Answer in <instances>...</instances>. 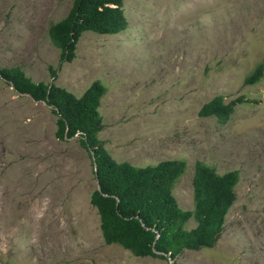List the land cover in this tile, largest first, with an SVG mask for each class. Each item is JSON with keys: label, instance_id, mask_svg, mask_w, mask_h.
Segmentation results:
<instances>
[{"label": "rangeland", "instance_id": "1", "mask_svg": "<svg viewBox=\"0 0 264 264\" xmlns=\"http://www.w3.org/2000/svg\"><path fill=\"white\" fill-rule=\"evenodd\" d=\"M71 3L0 0V67L75 95L99 79L98 137L117 161L184 159L172 187L184 209L194 206L196 161L237 169L235 199L211 247L162 257L106 243L89 200L92 155L76 135L57 138L51 107L0 75V264H264V70L244 82L264 64V0H123L127 27L83 31L52 78L60 49L48 28ZM217 94L242 97L224 122L198 113Z\"/></svg>", "mask_w": 264, "mask_h": 264}, {"label": "trees", "instance_id": "2", "mask_svg": "<svg viewBox=\"0 0 264 264\" xmlns=\"http://www.w3.org/2000/svg\"><path fill=\"white\" fill-rule=\"evenodd\" d=\"M127 24L123 0H72L66 15L48 28L51 41L60 49L57 66H49L51 77H56L63 62L74 58L83 31L116 33ZM263 70L264 64L258 62L244 82H256ZM0 75L17 91L43 100L51 107L56 114L57 138L76 135L94 157L97 185L89 200L99 215V227L106 243H119L135 255L162 257L167 252L174 257L183 248L214 245L235 199L237 169L218 173L214 167L196 161L192 177L194 206L184 209L172 192L175 180L185 169L184 159L166 158L137 166L126 160L117 161L105 148L104 141L98 137L103 128L98 106L106 86L99 79L75 95L53 81H33L18 66L0 67ZM240 100L241 96L224 102L222 94H217L204 102L198 113L215 115L224 122ZM190 218L196 223L185 228Z\"/></svg>", "mask_w": 264, "mask_h": 264}, {"label": "water", "instance_id": "3", "mask_svg": "<svg viewBox=\"0 0 264 264\" xmlns=\"http://www.w3.org/2000/svg\"><path fill=\"white\" fill-rule=\"evenodd\" d=\"M93 165H94V169L96 168V161L94 160V157H93Z\"/></svg>", "mask_w": 264, "mask_h": 264}]
</instances>
